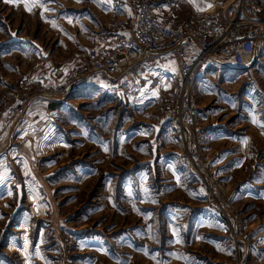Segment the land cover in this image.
<instances>
[{
    "label": "rangeland",
    "instance_id": "1",
    "mask_svg": "<svg viewBox=\"0 0 264 264\" xmlns=\"http://www.w3.org/2000/svg\"><path fill=\"white\" fill-rule=\"evenodd\" d=\"M77 1L0 0V118L2 103L24 95L19 84L32 81L7 67L34 70L30 40L58 67L74 59L61 49L67 46L60 32H75L76 17L67 20L66 14ZM230 1L224 3L228 18L245 20L259 8L253 21L264 23V0ZM181 10L177 20L200 16L186 3ZM116 20L123 19L107 25ZM259 29L260 46L249 69L235 70L215 56L196 77V125L205 133L196 152L203 174L163 118L172 83L155 77L153 66L163 62L172 71L166 56L118 76L92 75L87 79L96 87L83 81L81 90L63 100L34 99L43 110L56 105V112L51 120L35 116L22 126L11 142V156L20 151V163L10 169L0 163V264H264V28ZM77 65L60 69L53 85ZM211 181L220 184V197Z\"/></svg>",
    "mask_w": 264,
    "mask_h": 264
},
{
    "label": "built area",
    "instance_id": "2",
    "mask_svg": "<svg viewBox=\"0 0 264 264\" xmlns=\"http://www.w3.org/2000/svg\"><path fill=\"white\" fill-rule=\"evenodd\" d=\"M133 1L135 10L131 25H128L127 20H116L108 26L113 32L111 49L88 52L86 59L59 84L46 86L27 80L19 84V90L26 93H16L11 103H2L4 109L0 118V145L4 133L27 112L34 99L63 100L81 90L82 81L92 75L106 78L118 76L149 58L172 53L177 67L167 77L172 83L171 103L164 107L163 118L176 131L181 143H184L192 155L194 169L203 174L205 164L201 163L196 152L202 146L205 136L204 129L196 125V77L204 62L215 56L231 61L229 67L235 70L251 67L260 46L259 25L264 28V23H255L253 18L261 11L259 8H252L251 17L245 20L236 17H224L221 20L215 14L185 20L162 19L151 9V0ZM236 12L235 9L234 13ZM252 26L255 29H251ZM213 184L212 182V187ZM214 185L213 190L217 193L222 190L220 184ZM212 187L209 186L208 190ZM218 195L220 197L219 193Z\"/></svg>",
    "mask_w": 264,
    "mask_h": 264
},
{
    "label": "crops",
    "instance_id": "3",
    "mask_svg": "<svg viewBox=\"0 0 264 264\" xmlns=\"http://www.w3.org/2000/svg\"><path fill=\"white\" fill-rule=\"evenodd\" d=\"M232 1L233 0H231L230 3ZM225 2H228V0H151L150 7L158 17L162 19H171L177 18L181 12H183L181 9L186 3L188 7L198 15L215 14L222 20L224 17L228 16L226 13L227 7L224 4ZM209 5L211 6L209 7ZM75 8L76 9L70 10L67 12L68 14H66L67 20L69 14L76 17V25L73 27L75 32L72 33L64 30L60 32L61 42L67 46L61 47V49H65L64 53H71L72 56H75L72 61L69 60L70 63L60 64L58 67L53 60H50L49 56L42 53L45 51L40 47L41 44L37 40H30L28 44L31 45V51H34L33 53L36 59L34 70L21 73L18 67L8 65L7 67L9 70L18 77H28L32 81H37L46 86L53 85L54 79L61 71L60 69L70 64L76 66V62L80 57H82L84 53H87L86 49L94 48L98 52H104L112 48L113 32L109 29L107 23L114 18L130 21L135 10V3L133 0H78ZM20 41L24 43L22 40ZM21 48L23 47H12V51L17 49L20 50ZM13 54H15V52H13ZM39 56L42 57V59L37 60ZM164 56L168 59L170 58V63L172 62L171 64L173 67L171 68L172 71H166L167 67L165 63L158 61V63L153 66L155 69L153 74H156L155 77L166 79L170 73L176 70L175 68L177 65L172 53L155 57L164 58ZM144 65H147V61H144ZM83 81L85 84H91L90 88L96 87L94 83L92 84L91 79L86 78ZM86 91H83V93ZM36 103V101L32 103V105H34L25 113L21 123L18 125L17 120L16 124L4 135V139L0 145V163L6 161L8 163L7 165H9V169L11 167L14 168L17 163H20L21 158L23 159V157L20 156V151L16 153L18 156H14V153L11 156L12 149H15L13 145H11V142H17L20 137L18 133L22 130V126L27 125V122H33L32 118L35 116H40L44 121L51 120L52 114L56 112L52 105L50 108L47 106L46 110H43L40 109L39 105ZM17 134L18 136H16ZM8 147L9 150L5 151ZM8 158H10L9 161H7Z\"/></svg>",
    "mask_w": 264,
    "mask_h": 264
},
{
    "label": "trees",
    "instance_id": "4",
    "mask_svg": "<svg viewBox=\"0 0 264 264\" xmlns=\"http://www.w3.org/2000/svg\"><path fill=\"white\" fill-rule=\"evenodd\" d=\"M53 107H55L56 105H52Z\"/></svg>",
    "mask_w": 264,
    "mask_h": 264
},
{
    "label": "snow or ice",
    "instance_id": "5",
    "mask_svg": "<svg viewBox=\"0 0 264 264\" xmlns=\"http://www.w3.org/2000/svg\"><path fill=\"white\" fill-rule=\"evenodd\" d=\"M211 5H209V7H210Z\"/></svg>",
    "mask_w": 264,
    "mask_h": 264
}]
</instances>
